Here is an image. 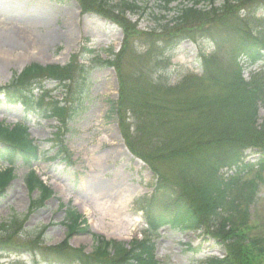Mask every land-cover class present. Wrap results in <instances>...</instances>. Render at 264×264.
Here are the masks:
<instances>
[{"label": "trees", "instance_id": "trees-1", "mask_svg": "<svg viewBox=\"0 0 264 264\" xmlns=\"http://www.w3.org/2000/svg\"><path fill=\"white\" fill-rule=\"evenodd\" d=\"M79 1L84 11L101 15L125 34L120 53L103 64L114 68L119 80L112 116L129 150L155 174V191L145 209L152 227L200 233L205 240L224 245L226 255L210 258L208 264H262L264 240L250 239L247 230L257 183L244 181V176L254 167L264 171V118L260 116L264 81L252 75L248 82L244 65L264 61V17H258V12L264 13V0H222L219 6L217 0H191L192 5L176 7L179 0H153L152 9L148 0ZM148 11L157 24L151 31H139L127 18ZM185 40L209 41L213 52L202 55L203 75L190 74L171 86L165 78L169 53ZM128 53L147 56L130 77L123 71ZM88 74L87 65L80 64L77 56L65 67L33 64L1 87L0 96L12 105L23 104L30 114L42 112L65 122L77 111L74 104L81 102ZM44 80L59 82L72 105L46 92L37 96ZM253 155L255 160L248 162ZM38 159L39 149L27 126L0 124V163L23 160L32 165ZM0 176V190H4L14 178L13 170L1 171ZM28 182L30 190L42 193L34 204H43L53 195L36 177ZM62 224L68 231L66 239L53 248H40L39 256L48 263L160 264L150 235L128 244L94 235L96 246L86 253L70 245L72 237L89 232L86 219L70 209ZM21 225L18 220L0 225V249L23 254L21 249L39 247L14 240Z\"/></svg>", "mask_w": 264, "mask_h": 264}, {"label": "rangeland", "instance_id": "rangeland-1", "mask_svg": "<svg viewBox=\"0 0 264 264\" xmlns=\"http://www.w3.org/2000/svg\"><path fill=\"white\" fill-rule=\"evenodd\" d=\"M148 1L152 9L154 1ZM181 3L193 2L179 0L173 7ZM221 3L222 0L216 1L218 6ZM82 9L79 0H0V51L6 50L4 58L0 52V88L28 66L64 67L75 55L89 70L81 102L74 104L78 113L67 124L45 116L27 117L21 104L12 105L0 97V123L5 127L27 125L42 155L40 162L34 164L35 176L28 175L30 168L20 161L13 167V181L0 190V225L21 221L14 240L39 247L25 253L21 249L23 254L19 255L11 249H0V264H55L39 256L40 248H53L65 240L68 231L62 222L71 206L85 217L89 232L72 237L70 245L85 248L87 253L93 252L94 234L98 232L127 244L151 233L161 264H208L210 257H223L226 247L204 240L200 233H180L170 226L155 229L149 225L144 208L153 194L155 176L125 146L118 122L112 116L111 102L118 100L119 93L117 75L113 68L102 64L114 59V54L123 48L124 33L101 15ZM149 13L127 18L137 24L139 31L147 32L157 27ZM37 37L51 39L39 46L31 43ZM202 45L207 53L213 51L209 42ZM88 49L95 53L86 52ZM146 57L128 53L123 71L132 76L144 65ZM201 64L197 45L184 42L174 52L165 78L171 86L179 85L190 74L201 75ZM252 75L264 81V63L247 68L248 82ZM44 85L59 101L74 102L57 88L58 83L49 80ZM260 116L264 118V105ZM8 168L7 163H0V172ZM35 177L54 190V196L40 205L34 204L42 195L40 189L32 191L27 186L28 180L35 181ZM245 179L257 183L256 198H259L257 207H250V216H254L247 221L249 238H264V171L250 172ZM111 207L124 213L123 224H118ZM241 222L237 220V224ZM95 228L102 230L96 232ZM259 262L264 264V256Z\"/></svg>", "mask_w": 264, "mask_h": 264}, {"label": "bare ground", "instance_id": "bare-ground-1", "mask_svg": "<svg viewBox=\"0 0 264 264\" xmlns=\"http://www.w3.org/2000/svg\"><path fill=\"white\" fill-rule=\"evenodd\" d=\"M49 39H51V37H49V38H46V39H41V38H38L37 37V39H35V41L34 40H32L31 41V43H37V45H39V46H44L45 44H46V42H47V40H49ZM70 39V38H69ZM7 48H10L9 46H6ZM5 51L6 50H4V51H0L2 54H1V58H4L5 57ZM24 57L22 56H20V59H23ZM8 59V58H7ZM119 209H117V208H115V207H111V211L112 212H115L116 214H117V216H116V220L118 221V224H123L124 222H125V218L123 217V212H119L118 211ZM118 224H116V225H118ZM97 231L99 230V231H101L102 229H98V228H95Z\"/></svg>", "mask_w": 264, "mask_h": 264}]
</instances>
